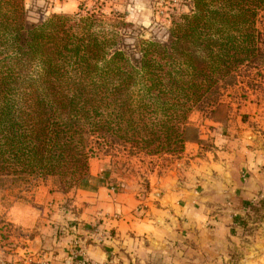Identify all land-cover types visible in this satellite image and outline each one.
<instances>
[{"label":"trees","instance_id":"16d2710c","mask_svg":"<svg viewBox=\"0 0 264 264\" xmlns=\"http://www.w3.org/2000/svg\"><path fill=\"white\" fill-rule=\"evenodd\" d=\"M190 2L166 41L131 45L117 11L32 22L25 0H0V177L57 176L69 190L89 178L91 137L153 155L201 142L190 114L227 118L220 82L264 67V0Z\"/></svg>","mask_w":264,"mask_h":264},{"label":"crops","instance_id":"0c3cea01","mask_svg":"<svg viewBox=\"0 0 264 264\" xmlns=\"http://www.w3.org/2000/svg\"><path fill=\"white\" fill-rule=\"evenodd\" d=\"M195 114L189 119L201 129L202 141L188 140L181 153L169 154L189 161L196 184L169 179V201L167 194L155 199L152 192L139 195L111 173L109 163L92 156L88 180L73 192V214L58 212L63 206L58 197L49 203L52 189L41 181L29 198L17 197L7 209L11 222L41 226L28 240L31 255L40 251V261L48 256L45 264H65L79 246L100 264H240L224 253L230 244L223 220L261 188V157L238 130L231 136L225 131L208 134L203 117ZM46 204L57 211L55 219L45 217Z\"/></svg>","mask_w":264,"mask_h":264},{"label":"rangeland","instance_id":"374dc122","mask_svg":"<svg viewBox=\"0 0 264 264\" xmlns=\"http://www.w3.org/2000/svg\"><path fill=\"white\" fill-rule=\"evenodd\" d=\"M190 4V0H25L27 16L32 22L43 21L53 13L73 14L81 11L86 14L88 11H95L112 17L117 11L135 25L132 31L129 30L132 37L127 38V42L131 45L142 39L166 41L172 20L180 13L188 12ZM258 27L264 30V12L260 14ZM258 71L242 67L233 85L227 86L224 81L220 82V85L225 87L222 90V100L231 105L227 118L217 120L211 117L208 110L194 111H196L195 115L201 114L203 117L204 129L208 134H211L208 130L212 133L225 131L231 136V132L236 131L237 134L238 130L243 138L251 142L249 146L253 148L254 153L261 157L257 164L264 170V67L261 72ZM198 129L201 132L199 127ZM91 140L94 146L92 156L109 163L111 173L121 177V183L131 184L139 195L152 192L151 196L155 199L160 198L162 193V195L167 194L166 200L169 201V179L178 178L193 185L197 183V179L190 173L189 161L178 159L180 155L171 156L169 153L153 155L132 144L110 146L103 139H101L102 145L99 146L96 144V138L91 137ZM207 141L204 142L206 145ZM262 178L264 179V174ZM45 179L33 177L28 181H21L15 178L14 181L10 177H0L1 264L48 262L44 261L48 256L40 261L42 252L31 255L33 251L28 248V240L40 231L41 226L23 227L11 222L7 216L9 206L18 199L17 197L29 198L38 181L51 187L52 192L48 195L49 203L56 197L62 203L63 206L58 212H62L64 216L68 213L73 214L75 210V206H72L73 192L76 187L64 189L61 179L57 176H49ZM261 182V188L256 187L252 198L239 204L240 206L234 208L223 220L228 228L224 239L230 244L229 250L224 253H228V257L240 264H264V180ZM71 190L72 192L66 195ZM45 206V217H49V220L55 219L53 216L57 211L47 204ZM70 222H73L72 219L67 220L68 226L71 225ZM49 224L56 228L55 222ZM60 224L58 230L61 233Z\"/></svg>","mask_w":264,"mask_h":264},{"label":"built area","instance_id":"2783aa9c","mask_svg":"<svg viewBox=\"0 0 264 264\" xmlns=\"http://www.w3.org/2000/svg\"><path fill=\"white\" fill-rule=\"evenodd\" d=\"M65 264H100V263L91 260L87 255V253H85V251L82 248H80L79 246L77 247L75 246L73 247L70 257Z\"/></svg>","mask_w":264,"mask_h":264},{"label":"water","instance_id":"95a60500","mask_svg":"<svg viewBox=\"0 0 264 264\" xmlns=\"http://www.w3.org/2000/svg\"><path fill=\"white\" fill-rule=\"evenodd\" d=\"M156 194H158V192H156Z\"/></svg>","mask_w":264,"mask_h":264}]
</instances>
